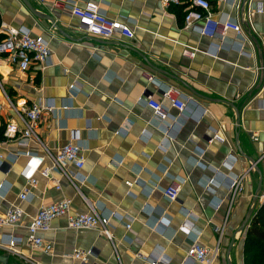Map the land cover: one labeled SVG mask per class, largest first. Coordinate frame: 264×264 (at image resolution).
Wrapping results in <instances>:
<instances>
[{
    "label": "crops",
    "instance_id": "0c3cea01",
    "mask_svg": "<svg viewBox=\"0 0 264 264\" xmlns=\"http://www.w3.org/2000/svg\"><path fill=\"white\" fill-rule=\"evenodd\" d=\"M208 1L216 18L242 27L241 39L233 32L223 39L232 48L184 29V2L166 8L161 0H0V23L25 27L50 50L44 70L0 66V215L13 206L24 212L17 226L0 228V264H80L76 251L92 252L86 264H149L161 257L168 264H196L186 261L194 241L210 250L219 244L212 264H227L232 236L229 260L244 264L249 224L239 229L261 208L254 202L259 176L246 157L257 161L264 189V0ZM66 2L97 5L106 17L128 22L134 38L87 35ZM72 84L76 90L69 92ZM169 86L191 100L183 113L163 98ZM148 98L163 107L159 113ZM39 100L56 107L39 122L43 148L51 154L67 143L86 149L83 168L68 165L67 177L52 172L42 178L34 162L18 154L42 155L44 149L3 137L8 124L18 123L8 103ZM32 173L35 188L27 182ZM235 178L242 191L231 202L228 185ZM167 188H179L176 201L164 197ZM62 199L71 201V215L87 213L88 201L99 214L121 216L110 220L112 241L97 231L69 229L60 217L40 235L50 253L29 245L31 219L41 206ZM7 236L24 240L16 253L1 245Z\"/></svg>",
    "mask_w": 264,
    "mask_h": 264
},
{
    "label": "built area",
    "instance_id": "2783aa9c",
    "mask_svg": "<svg viewBox=\"0 0 264 264\" xmlns=\"http://www.w3.org/2000/svg\"><path fill=\"white\" fill-rule=\"evenodd\" d=\"M52 2L54 5L58 4V0H44ZM225 2H236L237 0H223ZM184 2L185 10L183 16L184 29H190L198 32L201 36L211 39H219V47L232 48V44L224 43L223 39L228 32H233L238 38H242V27L230 19L216 18L211 4L208 0H161L164 7L168 8L172 5H180ZM63 7L70 11V13L83 26L87 35L109 40L115 35H121L129 40L134 38V32L128 22L121 20H112L106 17L99 9V7L92 3L78 5L76 3L66 2ZM256 12H260L259 6ZM254 12L249 14L252 17ZM0 66L10 65L22 73L29 71L34 64L38 65L41 70H44L50 59V50L48 44L42 37H33L31 32L25 27H14L0 23ZM77 84L69 86V92L76 90ZM163 98L167 100L170 105L179 113H183L191 100L184 95L179 89L174 86H169L163 91ZM8 109L17 117L18 123H10L5 127L3 137L5 140H14L22 143L35 142L42 146L41 140L37 135L39 122L44 113H53L56 107L52 101H36L31 104L21 102L13 105L8 103ZM148 106L155 112L159 113L162 106L150 98L147 100ZM62 109L66 110L67 107ZM4 105L0 102V119L3 116ZM256 140V138H253ZM3 141H0V149ZM44 149V148H43ZM42 155L25 152L18 154L27 157L34 162V173H39L42 178L49 179L52 172H56L61 176L67 177L66 169L68 165L74 166L77 170L83 168L85 162L86 149L82 146L67 143L58 152L51 154L47 150H43ZM264 158V154L261 159ZM45 160L50 162L49 167H44ZM3 165V156L0 153V167ZM56 190H60L57 180H53ZM28 186L30 188L36 187V179L33 173L27 177ZM228 189L231 193V202L241 193V180L235 178L232 180ZM164 197L170 202H174L178 198L179 188H167L163 191ZM29 194L25 190L19 195V199L24 201ZM86 201V200H85ZM257 202L260 206H264V189L259 193ZM71 201L62 199L60 201L43 205L39 208L36 215L31 219L26 227L25 241L34 248L42 250L44 253H50L51 245L44 242L41 234L48 232L51 228V222L60 217H66L67 227L72 230H93L97 231L107 241H112V234L110 230V220L117 218L123 221L121 216L116 213L110 215H103L96 212L92 205L86 201L88 205V212L85 214H70ZM24 216L23 210L18 206L9 208L4 214L0 215V228H13L17 226ZM125 228L130 230L131 224H125ZM20 237L7 236L1 242L9 252L16 253V247L23 243ZM219 252V244L216 248L210 250L204 246L199 245L194 241L189 246L186 252V261L196 264H212L214 258ZM89 252L76 251L73 258L80 261V264H86L87 258L91 255ZM168 260L164 257L151 261L149 264H168Z\"/></svg>",
    "mask_w": 264,
    "mask_h": 264
},
{
    "label": "trees",
    "instance_id": "16d2710c",
    "mask_svg": "<svg viewBox=\"0 0 264 264\" xmlns=\"http://www.w3.org/2000/svg\"><path fill=\"white\" fill-rule=\"evenodd\" d=\"M244 264H264V206L250 220L244 243Z\"/></svg>",
    "mask_w": 264,
    "mask_h": 264
},
{
    "label": "water",
    "instance_id": "95a60500",
    "mask_svg": "<svg viewBox=\"0 0 264 264\" xmlns=\"http://www.w3.org/2000/svg\"><path fill=\"white\" fill-rule=\"evenodd\" d=\"M49 20L51 21V23H53V19L52 18L49 17ZM237 118H239V115H237ZM245 159L250 163L251 167L255 168V170L257 171L258 176H259L258 188H257L256 194H255V198H254V202L257 203L258 195H259V193L261 191V188H262V185H263V177L261 176L260 170L257 168V165H256L257 161L252 159V158H249V157H246ZM250 218H251V213H248V215H246V217L244 219V222L242 223L239 231L242 232V231H244L246 229V227L248 226V224L250 222ZM233 243H234V236H232V238L230 239V242H229L227 250H226V263L227 264H231V262L229 260V254H230L231 248L233 246ZM0 263H5V257L0 256Z\"/></svg>",
    "mask_w": 264,
    "mask_h": 264
}]
</instances>
